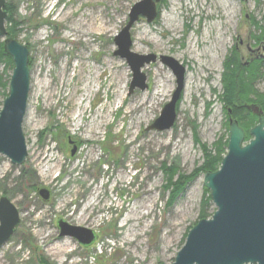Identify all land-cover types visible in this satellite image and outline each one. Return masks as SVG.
Returning <instances> with one entry per match:
<instances>
[{
	"label": "rangeland",
	"instance_id": "obj_1",
	"mask_svg": "<svg viewBox=\"0 0 264 264\" xmlns=\"http://www.w3.org/2000/svg\"><path fill=\"white\" fill-rule=\"evenodd\" d=\"M12 1L26 20L16 39L31 60L22 123L28 154L19 166L0 155V196L5 188L20 211L0 264H39V257L47 264L171 263L202 210L203 174L168 204L161 166H173L176 181L202 162L194 135L207 146L227 136L233 116L217 98L223 61L234 45L243 58L264 55V40L255 43L250 25L252 18L264 25V0H161L153 22L133 26L134 52L171 56L185 68L177 118L161 132L145 128L170 100L174 74L159 60L146 64L148 87L129 94L131 71L113 54V38L139 0ZM255 87L264 93V78ZM215 209L210 202L203 210L210 216ZM60 219L94 230L96 240L84 247L59 237Z\"/></svg>",
	"mask_w": 264,
	"mask_h": 264
},
{
	"label": "water",
	"instance_id": "obj_2",
	"mask_svg": "<svg viewBox=\"0 0 264 264\" xmlns=\"http://www.w3.org/2000/svg\"><path fill=\"white\" fill-rule=\"evenodd\" d=\"M161 0H139L129 10L127 21L114 36L115 56L124 59L131 71L128 87H148L142 67L159 60L176 78V87L160 114L145 129L165 131L172 128L177 118L176 106L184 89L185 68L171 56L154 53L138 54L132 50L131 29L140 20L153 22ZM6 0H0V39L3 50L12 59L8 95L0 109V155L12 164L22 165L27 156L22 123L30 91L29 48L15 38L7 37ZM246 108L257 116V123L245 131L236 119L229 117L227 150L219 167L203 176V186L209 190L215 211L209 218L199 219L188 231L185 242L168 264H264V112L256 104ZM231 113V111H229ZM74 153V149L71 151ZM47 200L49 191L38 190ZM20 222V211L12 200L0 196V247L15 233ZM59 237L68 236L81 246H91L96 240L92 229L57 221ZM165 264V263H161Z\"/></svg>",
	"mask_w": 264,
	"mask_h": 264
},
{
	"label": "trees",
	"instance_id": "obj_3",
	"mask_svg": "<svg viewBox=\"0 0 264 264\" xmlns=\"http://www.w3.org/2000/svg\"><path fill=\"white\" fill-rule=\"evenodd\" d=\"M4 10L6 11L7 37L16 38L18 33L21 32L22 23L26 20L22 19L23 22L20 20L17 15L16 6L12 0H6ZM250 25L254 28L252 38L255 40L256 44L260 43V41L264 40V25H262L260 20L254 18H252ZM30 63L31 60L29 58V64ZM2 64L4 65L3 73H5L7 69L12 71V59L4 52L3 42L0 40V65ZM222 67L223 70L220 78L222 92L218 94L217 98L222 103V111L225 116L230 110L233 118L236 119L239 125L244 129L246 135L245 140L247 141L251 137L249 135V129L257 123V117L246 108V105L256 104L264 112V93L259 92L255 87L257 81L264 78V55L251 56L248 54L247 58H243L236 48V45H234L229 54L226 55ZM3 73H0V89H2L1 96L3 98L0 102V107L3 104V100L8 95L10 80V76L4 80ZM226 131L227 136L220 135L210 146L201 143L196 135L193 136L194 143L197 144L201 150L202 162L191 174L181 176L175 181L173 179L177 170H174L173 166H169L165 163L162 164L161 171L165 176V187L166 189L171 188L168 204H171L184 186L197 175L213 172L219 167L221 159L226 153L228 143V128ZM27 183L28 182L25 181L24 187ZM27 186H31L32 189L34 187L32 182ZM2 194H7L5 188L2 190ZM202 199V210L198 219L211 216H207L203 210L211 202L209 190L204 187ZM38 263L47 264L40 257Z\"/></svg>",
	"mask_w": 264,
	"mask_h": 264
},
{
	"label": "bare ground",
	"instance_id": "obj_4",
	"mask_svg": "<svg viewBox=\"0 0 264 264\" xmlns=\"http://www.w3.org/2000/svg\"><path fill=\"white\" fill-rule=\"evenodd\" d=\"M109 62H107V64H108ZM109 65V64H108ZM91 70H93V72L96 74L97 73V71H98V69H96V68H91ZM124 71V68H122V72ZM82 73V70H81V68H80V73H79V75ZM101 75V73L98 75V77H97V79H95L94 81H93V83L95 84V83H99L98 82V80H99V76ZM81 78V77H80ZM106 81H107V87H110L112 84H113V79H112V76H110V77H108V78H106ZM83 90L85 91V95H86V97H89V95H90V88H88V85H85L84 87H83ZM81 99V96L78 98V100H80ZM140 108V105H137V106H134V107H129V109L127 110V112L130 114V113H133L135 110H138ZM83 111H84V109H83ZM131 120H132V118H131ZM57 249H60V247H58Z\"/></svg>",
	"mask_w": 264,
	"mask_h": 264
},
{
	"label": "flooded vegetation",
	"instance_id": "obj_5",
	"mask_svg": "<svg viewBox=\"0 0 264 264\" xmlns=\"http://www.w3.org/2000/svg\"><path fill=\"white\" fill-rule=\"evenodd\" d=\"M249 54L251 55V56H253V55H257L255 52H253V51H250L249 52ZM250 59V58H249ZM257 117V116H256Z\"/></svg>",
	"mask_w": 264,
	"mask_h": 264
}]
</instances>
